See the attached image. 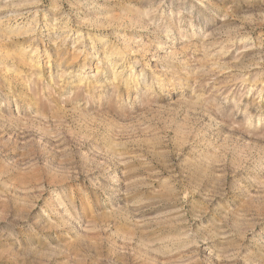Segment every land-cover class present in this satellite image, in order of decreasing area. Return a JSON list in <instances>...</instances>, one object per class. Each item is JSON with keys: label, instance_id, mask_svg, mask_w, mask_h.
Returning <instances> with one entry per match:
<instances>
[{"label": "rangeland", "instance_id": "374dc122", "mask_svg": "<svg viewBox=\"0 0 264 264\" xmlns=\"http://www.w3.org/2000/svg\"><path fill=\"white\" fill-rule=\"evenodd\" d=\"M0 264H264V0H0Z\"/></svg>", "mask_w": 264, "mask_h": 264}, {"label": "bare ground", "instance_id": "6f19581e", "mask_svg": "<svg viewBox=\"0 0 264 264\" xmlns=\"http://www.w3.org/2000/svg\"><path fill=\"white\" fill-rule=\"evenodd\" d=\"M80 36H82V35H80ZM112 55V54H111Z\"/></svg>", "mask_w": 264, "mask_h": 264}]
</instances>
